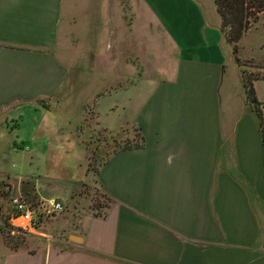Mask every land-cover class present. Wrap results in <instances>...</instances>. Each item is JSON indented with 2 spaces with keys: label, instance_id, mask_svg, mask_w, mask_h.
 Wrapping results in <instances>:
<instances>
[{
  "label": "crops",
  "instance_id": "0c3cea01",
  "mask_svg": "<svg viewBox=\"0 0 264 264\" xmlns=\"http://www.w3.org/2000/svg\"><path fill=\"white\" fill-rule=\"evenodd\" d=\"M241 68L213 0H0V126L31 114L55 167L41 133L77 124L102 92L99 126L144 137L99 169L105 217L66 209L48 231L62 219L67 231L50 240L39 227V244L18 250L0 236V264H264V141L252 105L233 98ZM5 175L9 196L53 198Z\"/></svg>",
  "mask_w": 264,
  "mask_h": 264
},
{
  "label": "rangeland",
  "instance_id": "374dc122",
  "mask_svg": "<svg viewBox=\"0 0 264 264\" xmlns=\"http://www.w3.org/2000/svg\"><path fill=\"white\" fill-rule=\"evenodd\" d=\"M79 55L80 53L77 50L76 54L73 56L79 59ZM236 55L243 65L242 67L245 73L264 74V12L261 13L258 20L245 31L238 43ZM77 64L82 65V62L79 63V61H77ZM254 86L256 87L258 101L260 102L264 114V79H258ZM237 97H243L245 99L243 89L241 94L233 95L235 100H237ZM85 105L83 107V115L77 124L75 123L76 115H73L69 121L67 119H55L53 122L54 125L49 128V131H44L40 135L42 136L43 134L42 137H48V139H50L42 144H49L56 150L57 165L55 167L47 165V156L45 153H39L41 150L38 148L40 141L36 143L37 140H35V137L30 135L31 114L28 115L25 111L21 113L16 112L14 114V112L11 111L10 113L12 115L6 117L5 123L0 126V179L3 177L7 178L5 174H9V176L12 175L11 179L14 181L19 182L22 179L25 181H32L37 188L46 192V196L56 198L65 205L63 211L58 214L59 216L65 215L66 217V209L74 211L75 213L81 212V210L87 212L93 211L94 201H97V199L100 201L101 199L97 189L98 185L95 181L96 176L94 172L98 169L103 159L102 157L111 150L112 144L104 141H96V135L99 134V126L96 125L93 120H97V113L94 110V105L89 104L90 106L86 111ZM72 112H75V110H72ZM52 113H54V111H52ZM17 123L19 126H16ZM88 124H91V126H88ZM92 127L96 129L92 130ZM61 128L66 130V133L71 132L68 136V141H64V139L60 140V136L63 132ZM125 130L126 128L120 131L121 137H127V130L130 129ZM83 140L88 141L90 149L93 150L98 147L99 150L93 154L91 150H87L84 147L82 143ZM89 156H93L90 166H88ZM70 193V198L73 200L68 201L67 198ZM73 201L76 202L74 203ZM0 204L2 205L1 213L3 219L0 220V227L3 229L4 233H8L9 231L10 235L23 238L25 240L24 247L26 245L31 247L35 245V243L36 245L39 244V241L36 240L35 237L30 238L27 232L10 224L8 220V211L10 209L9 199H0ZM55 217L56 216L40 219V227L43 231L48 233L50 240H53L57 230H68L66 229L67 227L64 226L66 221L62 219L61 222L58 224L56 223L57 229L55 232L48 231V220H52ZM262 219V223L264 224V214H262ZM0 236L2 241L12 250L4 241V234L2 232H0Z\"/></svg>",
  "mask_w": 264,
  "mask_h": 264
},
{
  "label": "trees",
  "instance_id": "16d2710c",
  "mask_svg": "<svg viewBox=\"0 0 264 264\" xmlns=\"http://www.w3.org/2000/svg\"><path fill=\"white\" fill-rule=\"evenodd\" d=\"M216 10L221 18V27L224 31V34L227 40L233 46L234 58L236 62L243 66L236 53L238 50V43L242 36L244 35L245 31L255 23L260 14L264 12V0H213ZM241 78H242V89L245 93V99L248 101L250 105H252L259 122V129L262 134V138L264 141V119L262 114V109L260 106V102L258 101L255 93L254 82L258 79H264V74H252V73H245L243 67L241 68ZM102 95V92L97 94L95 99L92 101L91 105L96 103V100L99 96ZM89 104L85 105V111L88 110ZM86 119V118H85ZM93 122L99 126L98 120H93ZM84 125V122H83ZM91 126V124H88ZM96 128L92 127V130ZM127 130V129H126ZM125 130V131H126ZM130 132V136L126 138L121 137L118 133H113L109 131L105 127L99 126L98 133L96 136V141H104L112 144V148L107 154L102 157V161L99 164L97 170H95L94 174L96 176V182H98L97 176L99 173V169L101 166L106 164L109 160L110 156L120 150L125 149H132V148H139L142 147L144 144V137L140 132L138 127H132L128 131ZM110 140V141H109ZM84 147L87 150H91L93 154L99 150L98 147L95 149H90L88 141H82ZM108 145V144H107ZM93 156H89L88 158V166L91 164V159ZM100 193V201H94L93 211L95 214L105 217L107 212L112 204V198L103 193L97 187ZM10 195V185L6 182L0 181V199L9 198ZM2 205L0 204V220L2 219ZM0 232L4 234L3 239L4 241L12 248V250H18L19 247H24L25 240L23 238L15 237L8 233H4L3 229L0 227Z\"/></svg>",
  "mask_w": 264,
  "mask_h": 264
},
{
  "label": "built area",
  "instance_id": "2783aa9c",
  "mask_svg": "<svg viewBox=\"0 0 264 264\" xmlns=\"http://www.w3.org/2000/svg\"><path fill=\"white\" fill-rule=\"evenodd\" d=\"M9 206L10 224L27 233H36L40 227V219L56 216L64 209V204L56 198H28L21 194L9 196Z\"/></svg>",
  "mask_w": 264,
  "mask_h": 264
},
{
  "label": "water",
  "instance_id": "95a60500",
  "mask_svg": "<svg viewBox=\"0 0 264 264\" xmlns=\"http://www.w3.org/2000/svg\"><path fill=\"white\" fill-rule=\"evenodd\" d=\"M69 239L72 240V241H81V236L72 234V235L69 236Z\"/></svg>",
  "mask_w": 264,
  "mask_h": 264
}]
</instances>
